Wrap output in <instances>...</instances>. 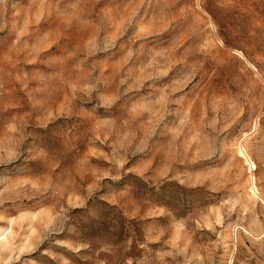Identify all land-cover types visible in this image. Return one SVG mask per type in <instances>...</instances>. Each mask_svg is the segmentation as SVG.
<instances>
[{
	"label": "rangeland",
	"instance_id": "obj_1",
	"mask_svg": "<svg viewBox=\"0 0 264 264\" xmlns=\"http://www.w3.org/2000/svg\"><path fill=\"white\" fill-rule=\"evenodd\" d=\"M0 264H264V0H0Z\"/></svg>",
	"mask_w": 264,
	"mask_h": 264
}]
</instances>
